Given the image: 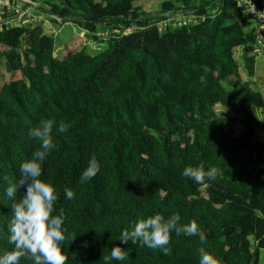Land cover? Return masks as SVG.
Instances as JSON below:
<instances>
[{"label":"trees","instance_id":"16d2710c","mask_svg":"<svg viewBox=\"0 0 264 264\" xmlns=\"http://www.w3.org/2000/svg\"><path fill=\"white\" fill-rule=\"evenodd\" d=\"M34 1L87 38L111 37L97 54L67 48L59 57L43 23L0 18V68L14 76L0 85V255L14 249L11 205L26 191L9 199L3 178L18 180L20 165L40 148L30 130L52 119L55 148L40 179L57 189L54 215L64 210L66 264H104L102 255L116 246L129 255L111 264H199L201 248L220 264H260L264 143L253 137L252 116L264 95L249 81L254 27L238 1L163 0L157 15L134 7L136 0ZM181 11L203 20L177 26ZM60 122L67 132L56 131ZM93 155L100 171L82 184ZM201 163L222 175L203 185L182 175ZM155 214L179 215L180 225L195 220L200 232H173L167 254L119 241L124 229Z\"/></svg>","mask_w":264,"mask_h":264},{"label":"clouds","instance_id":"9594fccd","mask_svg":"<svg viewBox=\"0 0 264 264\" xmlns=\"http://www.w3.org/2000/svg\"><path fill=\"white\" fill-rule=\"evenodd\" d=\"M41 10L44 12L43 8ZM180 14L178 13L176 19L183 17L182 12ZM196 14L198 13L196 12ZM42 15L40 14V16ZM189 16L196 18V20L202 19L193 15V13L184 17ZM176 19L174 17L173 20H170L171 23L176 22ZM44 22L45 20L43 19L38 24ZM12 25H17V23H12ZM104 35L107 39L109 38L107 32H104ZM55 125L56 121L44 119L40 121L39 126L30 130L29 134L40 142L39 150L33 153L31 159L20 165L18 180L13 182L7 176L3 178L8 182L5 191L9 199L15 201L17 193L22 188H26V191L18 202H14L11 205L12 219L8 231L10 232L9 242L14 245V249L0 255V264H20L21 259H31L34 264H66L68 259L66 252L62 250V245L67 239L65 235L67 228L64 226V210L60 209L59 214L54 215L56 212L55 205L59 199L57 189L52 184L40 179L43 174V162L55 148L52 139ZM67 130L68 125L64 122H60L59 127L56 129L60 134L67 132ZM99 171L100 164L93 155L88 162L87 168L82 173L80 183L83 184L93 179ZM182 175L194 180L197 184L203 185L206 180L214 181L218 175H222V172L217 167H211L206 170L204 164L201 163L195 167H185ZM64 191L69 200L74 198L75 193L73 190L65 188ZM179 221V215H173L165 219L163 215L155 214L147 219L138 221L132 230L124 229L119 241L123 244H127L129 241L132 244L139 242L141 247L147 246L153 250L159 249L164 254H167V246L171 242L173 232L176 235H196L200 232L199 225L195 220L186 225H180ZM200 241L201 243L206 242V237L203 234L200 235ZM199 252V264H220V261L205 251L204 248L199 249ZM128 255L125 249L116 246L111 249L110 255H102L101 259L104 264H111L113 260H126Z\"/></svg>","mask_w":264,"mask_h":264},{"label":"rangeland","instance_id":"374dc122","mask_svg":"<svg viewBox=\"0 0 264 264\" xmlns=\"http://www.w3.org/2000/svg\"><path fill=\"white\" fill-rule=\"evenodd\" d=\"M163 0H137L134 5H137V8L140 10L144 11V5L141 2L144 3H148L147 5V9H149L148 12L149 14H154L157 15V12L159 10L160 7V3ZM196 3H201L204 0H195ZM157 4L156 9L154 8V6ZM214 8V7H213ZM216 10V9H215ZM32 12V17H37L34 18L35 21L37 23H40L43 19L45 20V22L42 25V30L43 33L53 37L54 40V54L61 57V55H63L66 51L67 48L70 50H82L83 48L87 47V51L91 54H97L98 52H101V50L105 49L106 45H107V38L104 34H99L98 37V41H99V37H102L103 40L99 41L100 43H96L91 38H87L86 36H84L85 32L77 27L76 25H74L71 22H62L58 19H56L57 23L53 22L52 20L55 19L54 17H50L48 16L46 13L42 12L41 10H39L38 8H36V12L35 11H29ZM182 14H184V11H181ZM179 12V15H181ZM216 11L210 10L209 13L210 14H215ZM23 14V13H22ZM40 14H43L42 16H40ZM190 12H188L189 15ZM167 17H169L168 15H166ZM172 17V16H171ZM27 18V17H26ZM170 21V18H169ZM17 24H21L20 21H16ZM13 23V22H11ZM253 27H256V22L253 21ZM101 30V29H100ZM125 30H127L128 32L131 30L129 28H125ZM102 32V31H101ZM111 36L109 35V38ZM240 49V48H239ZM241 50V49H240ZM238 51H236V57L239 63V67H241L243 69V60L240 57V55L237 54ZM242 76L243 78L246 79V73L242 72ZM14 76H11L10 74H7L4 70H2L0 68V85L4 82H7L9 80H11ZM17 77V76H15ZM255 111V110H254ZM264 261V249L260 250V264H262Z\"/></svg>","mask_w":264,"mask_h":264},{"label":"built area","instance_id":"2783aa9c","mask_svg":"<svg viewBox=\"0 0 264 264\" xmlns=\"http://www.w3.org/2000/svg\"><path fill=\"white\" fill-rule=\"evenodd\" d=\"M238 5L243 7L244 13L248 18L252 21L256 22V27L254 29V45L257 49L264 47V0H237ZM25 6L29 8L25 9ZM36 8L41 10L40 4L34 0H0V18L2 17H9L7 22H13L16 24V21H20L23 23H32L34 25L38 24L34 18L32 17V12L29 11H36ZM42 11V10H41ZM23 13V14H22ZM27 17V18H26ZM51 17V16H50ZM55 20L58 19L54 17ZM60 20V19H58ZM57 20V21H58ZM191 20L196 21V18L189 16V17H182L177 20V25H185ZM2 23L0 22V29L2 28ZM4 24V23H3ZM128 32V31H127ZM131 30L129 31V33Z\"/></svg>","mask_w":264,"mask_h":264},{"label":"crops","instance_id":"0c3cea01","mask_svg":"<svg viewBox=\"0 0 264 264\" xmlns=\"http://www.w3.org/2000/svg\"><path fill=\"white\" fill-rule=\"evenodd\" d=\"M134 3H133V6L137 7V5H134ZM141 3L145 6L144 12H148L149 11V9H147V6H149V5H147L148 3H144V2H141ZM156 7H157V4L154 6V8L156 9ZM100 40L102 41L103 38L99 37V41ZM99 41H94V42L100 43ZM239 48L240 47H237L235 49V55H236V51H238L237 54L240 55V57H241L242 49L240 48L241 49L240 50ZM253 55H254V68H253L252 76H251V78H249V81H250L251 87L253 89H255V90L259 89V91L264 95V47L259 48V49L254 47ZM240 72H241L240 73L241 78H243L242 72H245L244 68L242 69L240 67ZM244 79L245 78H243V80ZM246 80H248L247 75H246ZM224 113L229 114V112H227V111H225ZM252 118H253L252 119L253 120L252 129L254 126L253 137L264 143V130L262 128V126L264 125V107L255 109Z\"/></svg>","mask_w":264,"mask_h":264}]
</instances>
